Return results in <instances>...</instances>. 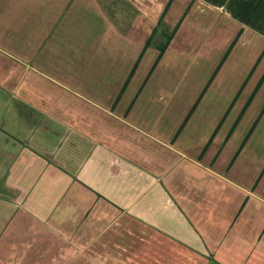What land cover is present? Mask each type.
Listing matches in <instances>:
<instances>
[{
    "label": "crops",
    "instance_id": "obj_1",
    "mask_svg": "<svg viewBox=\"0 0 264 264\" xmlns=\"http://www.w3.org/2000/svg\"><path fill=\"white\" fill-rule=\"evenodd\" d=\"M64 1L73 12L68 18L78 22L72 27L43 16ZM200 1L222 18L220 34L241 32L219 71L241 42L257 56L205 141L194 139L190 123L201 97L178 124L181 110L166 102L157 119L147 122L152 106H136L150 98L144 91L156 78L153 71L125 100L136 70L122 92L125 82L109 93L87 87V78L94 85L108 78L86 74L102 64L95 43L87 45L88 24L80 20L89 14L95 28L109 30L108 16L117 20L112 5L103 11L101 1L87 6L86 0H26L35 5L27 15L0 13L12 20L0 26L8 31L0 34V264H264V158L249 157L263 162L254 175L245 165L256 152L247 149L264 107L248 138L227 160L224 155L262 85L232 130L219 135L264 65V0L254 11L258 0ZM162 115L174 123L161 122Z\"/></svg>",
    "mask_w": 264,
    "mask_h": 264
},
{
    "label": "rangeland",
    "instance_id": "obj_2",
    "mask_svg": "<svg viewBox=\"0 0 264 264\" xmlns=\"http://www.w3.org/2000/svg\"><path fill=\"white\" fill-rule=\"evenodd\" d=\"M25 1L0 0V13L4 11L9 13L10 16H13L12 14L15 13L27 15L30 10L35 9V5L27 4ZM98 2L102 4V10L103 7L108 8L112 5V10L115 9L117 14V20H114V18L110 19L108 16L107 22L108 24L111 22L112 27H106L109 30H106L104 27L100 29L98 27L95 28L93 25L94 20L89 14H86L87 19L80 20L81 22H87L88 29L91 32L87 35V45L95 43V54L101 59L100 64H102L101 68L98 67L99 65L97 67L95 65L90 66L92 69L86 74L94 76L97 73L101 78H108L107 82L102 84L96 83L94 85L91 77L87 78L85 76L87 78L85 79L87 87H91V90H93V87L97 86V91L102 93L105 91L109 93L112 88L117 90L121 89L149 34L154 27L157 30L158 28H162L159 29L162 31L153 37L155 39L154 43H152L153 47L151 45L148 48L150 51H145L143 63L136 68L124 100L132 98L133 95L135 96L144 78V73L150 71L155 61L158 54L157 48L164 45L166 33L169 30L172 31L171 29L180 21L179 29L164 54L161 60L162 62L160 61L159 66L157 65L153 70L152 74L154 76L156 75V78L150 81L144 91L150 98H140L138 106L136 107L142 109L143 107L152 106L150 110L146 111L145 116L147 120L149 119L147 121L149 122L166 105L163 102H166L167 106H170L167 108L172 109L177 106L176 108L182 112L181 118L175 116V120H178L176 124H178L187 116L186 114L190 111L191 106L195 103L202 91L206 89L191 117L190 123L193 126L192 136L194 139L205 141L210 138L209 135L211 136L215 127L225 116L226 109H228L242 83L252 70L255 59L257 58V56H253L256 51L252 50L249 46L243 45L244 42L239 43L227 63L219 71L218 76L208 85L209 79L224 53L223 49L232 41L231 38L235 37L232 31H229V33H219V29L223 27L222 22H220L222 18L213 14L212 9L205 6L200 0H173L170 8L160 20L162 23L160 24L158 21L168 0H86L84 5L94 6L98 5ZM101 8L99 9L98 7L99 10ZM38 10L40 11L41 9ZM68 10L69 8L65 2V5H61L58 10L56 8L50 9L49 7L47 9L48 13L45 12L43 16H45L44 18L47 21H51L50 19L52 17L55 26L56 24L67 22L72 27L74 23L78 22L77 19H70L73 12ZM70 13L71 17L68 18ZM79 16L81 19L83 14L81 13ZM10 21L12 20L0 18V26L10 23ZM208 22L212 25L211 27H209ZM218 23H220L219 26ZM113 27L118 29L119 34L117 36L112 32ZM7 32L1 30L0 34ZM10 35L13 36V34ZM22 36H26L24 32H22ZM112 44L113 46H111ZM212 47L215 48L212 50ZM44 71L49 73L48 68L44 67ZM261 73H264V65L260 66L257 72L251 76L249 85L245 88L244 93L236 100L230 111V115L221 127L219 132L220 136L226 135L227 131L232 128L250 94L253 92L257 83L256 79ZM38 84H40V81ZM38 89H40L39 85ZM59 89L54 88V90ZM147 101L152 103L147 104ZM263 107L264 82L250 103L246 114L244 116L242 115L243 118H240V122L237 121L238 125L234 129L235 132L230 140V146L224 151L226 160L232 155V151L237 149L241 144V141L249 132L257 117L260 118ZM134 112L136 113L137 111ZM141 112L140 110L139 113ZM156 116L154 120L157 119ZM165 118L168 125L174 123L173 120L171 121L169 119L170 116H165ZM165 118L162 115L160 120H163L161 122H164ZM260 119L257 129L251 137L250 147L247 149L249 151L252 147H255L252 149V152L255 150L256 152L252 153L253 156H248L245 161L246 171L252 175L259 170L263 162L254 163L249 157L255 159L264 158V114ZM187 133L189 134V132ZM190 139L193 138L190 137ZM191 154L192 152L189 150L188 156H191Z\"/></svg>",
    "mask_w": 264,
    "mask_h": 264
},
{
    "label": "trees",
    "instance_id": "obj_3",
    "mask_svg": "<svg viewBox=\"0 0 264 264\" xmlns=\"http://www.w3.org/2000/svg\"><path fill=\"white\" fill-rule=\"evenodd\" d=\"M261 1H262V0H258V1H257L256 5H255V7H254V9H253V11L256 9V7H258V5L261 3ZM172 2H173V0H168V2L165 4V6H164V8H163V11H162V13H161V16H160V18H159V21H158L159 23L161 22L160 20H161V19L164 17V15L166 14L167 10L170 8ZM187 10H188V8H187ZM184 14H185V12H184ZM184 14H183V15H184ZM180 23H181V22L179 21V22L175 25V27H174V29L171 31V33L168 34V35H166V41H165L164 45H162V47H161V46L159 47V49H158V54H157V56H156V58H155V61H154L153 65H152L150 71H149L150 73L154 70V68L156 67V65H157V64L159 63V61L161 60L163 54L166 52V50H167V48H168V46H169L171 40L173 39L175 33H176L177 30L179 29ZM156 31H157V29L154 28V29L152 30V32L150 33L149 37L146 39L145 44H144V46H143V49H142L141 53L139 54V56H138V58H137V60H136V62H135V64H134L133 68L131 69V71H130V73H129V76H128L127 80L125 81V83H124V85H123V87H122V89H121V92L124 91L125 87H126L127 84H128V81L130 80L131 76H133V74H134V72H135V70H136V68H137V66H138V63L140 62V60H141V58H142V55L144 54V52L146 51V49H147L148 46L150 45V42L152 41V39H153V37H154ZM240 34H241V32L239 31V32L236 34V36L232 39V41L230 42L229 48L227 49V51L225 52V54H224V55L222 56V58L220 59V61H219V63L217 64L216 68L214 69V72H213V74L211 75V77H210V79H209L208 85L211 83V80L215 77V75H216L217 72L219 71V69H220V67H221V65H222V63H223V61L226 59V57H227L228 54L230 53V50L233 48V46H234V45L236 44V42L238 41V39H239V37H240ZM147 77H148V76H147ZM263 81H264V73H263L261 79L259 80V82L257 83V85H256V87H255V89H254V91L252 92L251 97H249V99L247 100V102H246V104H245V106H244V110H246V108L248 107V105H249V103L251 102L253 96L255 95V93H256V91L259 89V87L262 85ZM245 83H246V82H244L243 85H244ZM205 90H206V89H204V90L202 91V93L200 94V96L198 97V99L195 101V103L193 104V106H192V108H191V111L197 106V103H198L200 97L205 93ZM120 94H121V93H119L118 98L120 97ZM118 98H117V99H118ZM117 99H116V100H117ZM256 122H257V121H256ZM256 122H255V123H256ZM236 123H237V122H236ZM236 123H235V125H236ZM255 123H254V124H255ZM253 126H254V125H253ZM253 126H252V128L249 130V132H248V134H247L245 140H246V139L248 138V136L250 135V132L252 131ZM231 130H232V129H231ZM230 133H232V131H230Z\"/></svg>",
    "mask_w": 264,
    "mask_h": 264
}]
</instances>
